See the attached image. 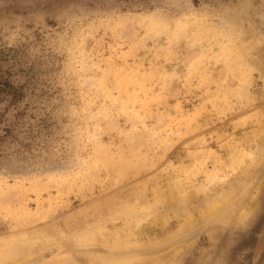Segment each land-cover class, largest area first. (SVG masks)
<instances>
[{
	"label": "rangeland",
	"instance_id": "1",
	"mask_svg": "<svg viewBox=\"0 0 264 264\" xmlns=\"http://www.w3.org/2000/svg\"><path fill=\"white\" fill-rule=\"evenodd\" d=\"M106 229L114 258L264 264V0H0V244L97 264Z\"/></svg>",
	"mask_w": 264,
	"mask_h": 264
},
{
	"label": "bare ground",
	"instance_id": "2",
	"mask_svg": "<svg viewBox=\"0 0 264 264\" xmlns=\"http://www.w3.org/2000/svg\"><path fill=\"white\" fill-rule=\"evenodd\" d=\"M135 168V167H134ZM131 170V169H130ZM125 173V172H124ZM121 174H123V173H121ZM124 175V174H123ZM178 189H181L180 187H177ZM178 189H176V190H178ZM183 190V189H182ZM205 190H207V188L205 189ZM188 191V190H187ZM187 191H185L184 193H187V194H182V195H184L183 197H182V195L179 197V195L177 196V197H175V196H173V199H174V201H177L179 204H181V205H184V204H186V202H187V198H188V195H190V194H188V192ZM193 191V194H194V190H192ZM198 192H199V189L197 190ZM177 192V191H176ZM181 192V191H180ZM183 192V191H182ZM190 193V192H189ZM178 194H179V192H178ZM191 194H192V192H191ZM253 197H255V196H253ZM251 198V199H249V201L248 202H245V205L243 206V207H239V208H235L234 210H233V218H234V220H237V218H242V216H244V214L246 213V211L248 212V210L252 207V204L254 203V198ZM191 198V197H190ZM189 198V199H190ZM228 200H230V198L228 199ZM247 200V199H246ZM242 201H243V199H242ZM241 201V202H242ZM243 203V202H242ZM244 204V203H243ZM205 205H207V206H203V209L201 210V214H200V216H202V218L203 217H206V218H210V217H214V215L215 216H217V214L222 210V208L224 207V204L221 202V201H219V200H213V201H210V204L208 203V204H205ZM251 210V209H250ZM142 211V210H141ZM182 212V211H181ZM180 212V213H181ZM184 212L186 213V211L184 210ZM188 212V211H187ZM190 213V212H189ZM200 213V212H199ZM198 213V214H199ZM182 215H184V213H182L181 214V218H185V220H187V221H185L186 223H188V224H186V225H190V224H192L193 223V221L194 222H196V220L194 219L195 217H194V214H192V213H190V214H186V215H184L183 217H182ZM199 216V215H198ZM146 218V216H143V217H141L138 221H136V222H138V224H140L141 223V220L143 221V218ZM148 217V216H147ZM194 217V218H193ZM229 217V216H228ZM166 216H156L155 217V220H160L162 223H166ZM197 219V218H196ZM197 221H199L198 219H197ZM200 222V221H199ZM137 224V223H136ZM135 225V224H134ZM185 225V226H186ZM139 227H141V224H140V226ZM188 227V226H187ZM190 228V227H189ZM98 229H101V228H98ZM103 229V228H102ZM137 229V228H136ZM181 229V228H180ZM105 230V229H104ZM138 230H139V232H140V230H141V228H138ZM182 230V229H181ZM85 231V230H84ZM135 231V230H134ZM132 232L133 233V235L135 236V237H138V233H136V232ZM85 232H87V231H85ZM110 231L108 230L107 231V229H106V231H100V234L98 233V235H93V234H91V235H83V236H80L79 238L80 239H82L83 241L84 240H100V241H102V243L103 244H105V245H109L108 246V248H109V254L107 255V257L103 260V261H100V262H98L97 264H159V261L157 260V258H154V259H144V260H142V258H139V257H136L135 255H129V253H127L128 254V256H125V257H123V259H120V258H122V257H120V258H114V249H115V247L113 246V245H116V246H120V244H122V241L125 239V240H127V237L125 238V237H119V235L117 234V233H115V232H112L111 231V234H108ZM138 232V231H137ZM86 234V233H85ZM140 236H141V234H140ZM133 237V236H132ZM22 240V239H21ZM24 241V240H23ZM50 242H52V241H49V243L48 244H50ZM57 242V241H56ZM18 243H19V241H18ZM27 243V242H26ZM25 243V244H26ZM101 243V244H102ZM132 242H130V243H128V245L129 244H131ZM28 244V243H27ZM56 245V244H55ZM18 246H22V245H18ZM17 246V242L16 241H11V242H4V243H1L0 244V264H7L9 261H11V263H15L16 261L18 262L19 260H21V252L19 251L20 250V247L19 248H17L18 247ZM34 246V245H33ZM33 246H32V248H33ZM26 247H28L27 245L24 247V248H26ZM22 248V247H21ZM177 251H179V250H177ZM177 251H174V252H177ZM113 253V254H112ZM110 254H112L111 255V257H113V258H110ZM148 254V253H147ZM179 253L177 252V253H175L174 255H173V257L172 258H170V260H169V263L170 264H174L175 263V261H176V259H177V256H179L178 255ZM23 257V256H22ZM128 257V258H127ZM24 258V257H23ZM76 259V258H75ZM82 259V258H81ZM23 261V260H22ZM61 261V260H60ZM77 261H79V259L77 260L76 259V262ZM21 261H19L18 263H20ZM67 262V261H66ZM166 262V261H165ZM63 264H65V261H63L62 262ZM73 263V262H72ZM72 263H67V264H72ZM23 264V263H22ZM55 264H57V263H55ZM58 264H61V263H58ZM74 264H81L80 262H78V263H74Z\"/></svg>",
	"mask_w": 264,
	"mask_h": 264
}]
</instances>
